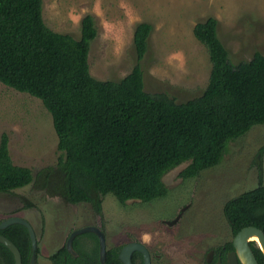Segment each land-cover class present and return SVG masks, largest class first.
<instances>
[{
	"label": "trees",
	"instance_id": "1",
	"mask_svg": "<svg viewBox=\"0 0 264 264\" xmlns=\"http://www.w3.org/2000/svg\"><path fill=\"white\" fill-rule=\"evenodd\" d=\"M219 20L209 15L194 26V35L209 54V80L202 92L178 101L166 91L145 88L141 59L149 48L150 22L134 30L136 63L118 80L100 79L90 72V44L98 34L94 15L81 20V36L52 29L43 16V0H0V81L42 100L52 115L60 150L63 179L58 191L71 203L90 202L102 214L101 195L121 202L164 197L163 176L187 162L182 178L197 177L220 163L228 144L264 123V52L234 62L218 33ZM8 134L0 141V191L10 192L33 179L29 167L12 161ZM264 148V147H263ZM263 148L261 150H263ZM224 214L236 234L247 225L264 230V182L230 198ZM0 233L19 247L29 264L32 242L27 227L11 224ZM94 235L93 233H89ZM260 264L264 254L252 241ZM233 241H227L233 249ZM79 255L64 245L49 258L52 264H124L121 246H99ZM39 251V248L37 247ZM0 254L15 264L12 251L0 242ZM242 264V263H241Z\"/></svg>",
	"mask_w": 264,
	"mask_h": 264
},
{
	"label": "rangeland",
	"instance_id": "2",
	"mask_svg": "<svg viewBox=\"0 0 264 264\" xmlns=\"http://www.w3.org/2000/svg\"><path fill=\"white\" fill-rule=\"evenodd\" d=\"M87 13L94 15L98 29L89 50L93 76L118 80L132 70L137 61L134 30L147 21L153 30L140 61L145 88L166 91L178 101L199 95L208 84L209 54L193 31L199 20L218 18L219 37L234 62L264 52V0H43L46 24L76 38ZM4 132L12 161L29 167L33 179L13 191H0V220L18 215L32 224L37 264H51L49 256L74 229L86 225L100 226L110 248L143 240L159 254H153L156 260L203 264L211 247L233 238L226 201L256 187L260 172L264 182V123H259L231 141L220 163L199 176L181 178L187 162L169 170L163 177L169 188L164 197L123 203L108 193L101 195L100 214L90 202L71 203L58 191L63 179L58 136L42 100L0 81V141ZM89 237L81 239L85 247H96L97 239L91 245L84 241Z\"/></svg>",
	"mask_w": 264,
	"mask_h": 264
},
{
	"label": "water",
	"instance_id": "3",
	"mask_svg": "<svg viewBox=\"0 0 264 264\" xmlns=\"http://www.w3.org/2000/svg\"><path fill=\"white\" fill-rule=\"evenodd\" d=\"M259 158L260 156L258 155L257 161L260 160ZM179 216L180 214H178L177 218ZM15 223H20L27 227L32 242L31 264H36V250L38 247V237L32 224L24 217L12 216L4 219L0 223V228H5ZM83 232H95L98 235L100 242V259L102 262H105L106 253H107L106 234L105 231L98 225H86L74 229L67 240L68 250L72 252L74 255L76 256L78 255V252L75 250L73 246V240L77 234ZM253 236H256L257 239L256 240L252 239ZM252 241L257 243V246L260 247V249L264 254V230L255 225H247L242 229H240L233 238L234 249L228 253V264H238L239 262H241L242 264H260L251 246ZM0 242L4 243L12 251L15 258V264H23L21 251L19 247L15 244V242H13L9 237L3 234H0ZM135 250H140L144 253L145 264L151 263V256L145 245L141 242L136 241V242L128 243L122 247L119 256L124 264H133L132 253ZM211 254L212 252L210 253V255ZM218 263L223 264L221 261H219Z\"/></svg>",
	"mask_w": 264,
	"mask_h": 264
},
{
	"label": "flooded vegetation",
	"instance_id": "4",
	"mask_svg": "<svg viewBox=\"0 0 264 264\" xmlns=\"http://www.w3.org/2000/svg\"><path fill=\"white\" fill-rule=\"evenodd\" d=\"M175 168V167H174ZM173 169V168H172ZM183 207V206H182ZM182 207H181V209L180 210H178V211H176V215H175V217L174 218H176L177 216H178V214H180L181 215V213H182ZM13 216H16V215H13ZM18 216V215H17ZM9 217H12V216H9ZM8 218V217H7ZM6 219V218H5ZM4 220V219H3ZM3 220H0V223L3 221ZM8 227V226H7ZM6 228V227H5ZM0 229H4V228H0ZM72 233V232H71ZM70 233V234H71ZM89 233H93L94 235H92V234H89ZM0 234H3V233H0ZM70 234H69V236H70ZM3 235H5V234H3ZM87 235H90V236H92L95 240L97 239V241L96 242H98V246H99V251H100V242H99V237H98V235L95 233V232H83V233H80V234H77L76 236H75V238H74V240H73V246H74V243H75V240H76V238H78V244H79V246L80 247H82V248H84V249H88V248H86L85 247V243H83V240H81L82 239V237L83 236H87ZM232 235H233V238H234V236H235V234L232 232ZM5 236H7V235H5ZM69 236H68V238H69ZM8 237V236H7ZM68 238H67V240H68ZM93 238H91V237H89L88 239H85L84 241L86 242H88V243H90V245H91V242L93 243ZM233 238H232V241H233ZM67 240H66V242L62 245V246H64V245H66L67 246ZM131 242H136V241H134V240H132V241H128V242H126L125 244H123V245H119V246H121L120 247V250H119V253H118V256H119V254H120V251H121V249H122V247L124 246V245H126V244H128V243H131ZM137 242H141V243H143L144 245H145V247L147 248V250H148V252H149V254H150V256H151V263L150 264H170V263H165L164 261H159V260H156L155 258H154V256H153V254H156V255H159L158 253H153V251H152V248L150 249V247H149V244L148 243H146L145 241H143V240H139V241H137ZM88 243H86V244H88ZM252 244V243H251ZM106 245H107V243H106ZM97 246V245H96ZM252 246V245H251ZM74 248H75V246H74ZM108 248H110V247H108L107 246V249ZM233 249H234V245H233ZM233 249H228L227 248V246H226V242H224V243H222L221 245H218L217 247H211L209 250H208V252L206 253V255H205V259H204V262H203V264H219L218 262L219 261H221L223 264H228V253L231 251V250H233ZM75 250L78 252V250L75 248ZM39 251L38 250H36V264H37V253H38ZM70 252V251H69ZM212 252V254L210 255V253ZM72 255H74L72 252H70ZM78 255H79V252H78ZM77 255V256H78ZM74 256H76V255H74ZM31 258H32V252H31V255H30V259H29V264H31ZM119 258H120V256H119ZM15 259V258H14ZM50 259V258H49ZM7 259H5V256L3 255V254H0V264H7V261H6ZM121 260V259H120ZM22 261H23V259H22ZM51 261V260H50ZM122 261V260H121ZM132 261H133V264H145V255H144V253L142 252V251H140V250H135L133 253H132ZM123 262V261H122ZM23 264H24V262H23ZM51 264H52V262H51ZM238 264H241V262H239Z\"/></svg>",
	"mask_w": 264,
	"mask_h": 264
},
{
	"label": "bare ground",
	"instance_id": "5",
	"mask_svg": "<svg viewBox=\"0 0 264 264\" xmlns=\"http://www.w3.org/2000/svg\"><path fill=\"white\" fill-rule=\"evenodd\" d=\"M252 239L256 240V239H257V237H256V236H253V237H252Z\"/></svg>",
	"mask_w": 264,
	"mask_h": 264
},
{
	"label": "clouds",
	"instance_id": "6",
	"mask_svg": "<svg viewBox=\"0 0 264 264\" xmlns=\"http://www.w3.org/2000/svg\"><path fill=\"white\" fill-rule=\"evenodd\" d=\"M181 165V164H180ZM179 166V165H178ZM177 167V166H176ZM171 170V169H170ZM164 177V176H163ZM256 243V242H255ZM257 244V243H256Z\"/></svg>",
	"mask_w": 264,
	"mask_h": 264
}]
</instances>
